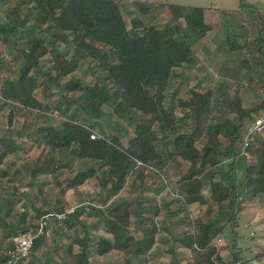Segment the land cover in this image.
Masks as SVG:
<instances>
[{"label": "trees", "instance_id": "16d2710c", "mask_svg": "<svg viewBox=\"0 0 264 264\" xmlns=\"http://www.w3.org/2000/svg\"><path fill=\"white\" fill-rule=\"evenodd\" d=\"M11 1L0 0V41L6 43L15 36L9 50L12 59L22 64L17 75L7 72L0 77V114L11 107L9 124L15 108L56 109L64 117L60 126L47 122L23 130L29 140L48 146L47 156L34 166L27 165L26 171L32 176L52 174L64 189L79 188L99 173L101 190L96 196L104 200L99 205L91 198L90 203L74 209L61 198L49 206L23 202V210L12 218L21 197L15 191L8 194L0 179V233L5 240L0 264H8L14 237L27 230L35 234L34 243L16 264H34L47 235L55 240L72 230L71 243L77 249L69 252L74 264H92L93 249L98 254L115 249L127 254L131 249L142 255L139 264H147L157 244L161 251L164 239L172 241L170 251L177 246L206 251L197 264H247L240 250L225 259L216 240L227 223L238 224V215L248 202L264 197V129L245 146L250 124L246 125V119L252 121L264 114V35L243 43L228 33V53L237 61L236 74L221 77L213 87L183 89L185 81L175 82L180 75L177 67H197L199 58L193 44L214 30L205 21L202 5L163 1L169 15L166 22H147L134 16L129 28L117 0H16L15 5ZM134 5L144 15L153 12L146 0H134ZM14 6H26V10ZM49 26L68 32L63 47L47 31ZM37 28L45 39L36 36V42L18 45L20 31L27 29L30 34ZM49 53L52 61L45 69L42 63ZM7 60L0 52V69ZM85 62L86 69L95 73L94 82L75 73ZM38 72L46 78L40 81ZM253 72L259 73L254 85L262 95L248 106L241 92L245 86L252 88L253 82L241 78L248 79ZM54 86L58 97L51 102L46 87ZM120 120H128L133 127L128 143L122 140ZM94 126L101 136H90ZM3 140L1 134L0 163L9 153L2 149ZM70 157L78 160V166L69 163ZM135 157L155 164L160 172L179 175L175 187L181 195H171L161 204L168 211L163 223L155 214L130 209V195L142 193L152 172L146 167L133 169ZM179 158L189 161L186 169L177 167ZM8 171L0 170V174L12 173ZM154 173L162 180L159 172ZM13 174L17 180V172ZM12 183L18 187L17 181ZM165 186L156 187V193ZM194 203L213 209L214 214L193 216L185 212L176 216ZM84 215L96 216L95 224H102L104 232H93ZM41 221L45 222L44 232H39ZM176 224L184 225L180 239L171 230ZM165 230L167 234H163ZM187 257L186 264H194ZM177 259L172 257L171 263L178 264Z\"/></svg>", "mask_w": 264, "mask_h": 264}, {"label": "rangeland", "instance_id": "374dc122", "mask_svg": "<svg viewBox=\"0 0 264 264\" xmlns=\"http://www.w3.org/2000/svg\"><path fill=\"white\" fill-rule=\"evenodd\" d=\"M117 1L122 9L129 28L132 26V18L134 16L144 17L147 22H166L169 19V15L161 5L163 1L210 7V11L207 13V19L215 25L214 30L205 39L198 40L193 44V48L197 52L199 58L198 66L193 69L177 67V70L181 72L186 71V76H180V78L185 81L183 89L192 86H198L201 89L213 87L223 75H235L237 61L235 58H231V54L221 49L222 46L219 44L223 37L218 34L217 25H220L223 21L227 22L231 17V12L238 8L243 9L252 5H257L264 12V0H146L153 8V12L147 15H144L137 10L134 5V0ZM11 2L12 5L16 4V0H12ZM13 8H20L23 11L26 10V6H14ZM0 13L2 14L3 12L0 11ZM47 31L59 39L60 47L64 46L66 39L69 36L67 31L61 30L56 26H49ZM28 33L27 29L20 31L19 36L21 38L17 37L18 45H22L24 42H36V36L42 39L46 38L43 34H39L38 28L36 29V32ZM15 39V36L11 35L6 43L0 41V52L5 53L8 58V62H6L4 67L0 69V77L7 72L16 75L19 72L22 61L19 62L16 59H12L13 54L9 50V45L13 44ZM52 56L53 55L49 53L44 57L47 60L42 63L43 66H45V69L49 67L52 61ZM87 66L88 62H85L77 69V71H75V73H79L85 81L94 82L96 80L95 73L90 69H86ZM37 76L40 81L46 78V75L43 72H38ZM177 77L179 78V76ZM251 82L253 81L251 80ZM252 84V88L245 86L242 89L245 96V103L248 106L253 105L256 102V98L262 95V93L257 92L258 86H255L254 82ZM51 88L46 87V93L51 97L49 99L52 102V100L58 97V89L56 86ZM232 90L233 92L236 91L235 89ZM17 101L15 103L20 104L19 100ZM104 108L111 111V108L106 105ZM10 109L11 107H7L4 112L0 114V132L4 136L3 144H1V146L2 149L9 152L3 157V160L0 163V170H9L12 173L8 174V177L0 174V179L4 180V186H7L5 189L8 194L13 195L16 193L17 196L21 197V200H18L15 203L10 216H12V218L15 215L18 216L16 212L19 213L20 210H23V202H29V205L31 202H36L39 205L49 206L55 205V201L58 198H61L65 199L67 206L70 209H74L75 206L80 204L90 203L91 198H94V203L99 205L102 204L104 198L96 196L101 190V177L99 173L91 177L79 188L64 189L56 184V180L52 174L39 173L38 176H32L31 173L26 171L28 169V167L26 169L27 165L30 167L32 165L34 166L36 162H40L47 156L48 146L47 144H38V142L29 140V138L22 133L23 130L30 131L36 126L46 124L47 122H53L60 126L64 120V117L60 112L56 109L40 111L38 108H33V110L30 108H15L13 122L12 124H9L8 116ZM82 116L81 119L86 120ZM115 117L116 116H114V118ZM250 121V119H246V125H248ZM120 122L124 127L121 131V133H123L122 140L124 143H128L129 138L133 134V127L128 120H120ZM94 127L99 132L98 128L96 126ZM62 153L63 151L59 150L58 154L61 155ZM68 160L70 164L78 166V160L76 158L70 157ZM176 164L177 167L184 170L189 166V161L179 158L178 163ZM177 171L179 172L180 170L177 169ZM13 172H17V180L14 179ZM149 174L142 193L130 195V209L133 212H148L155 214L161 221L160 223H163L165 220L164 218L168 216V211L163 208L161 204L165 199L169 200L171 194L163 183V180L159 179L154 172H150ZM165 175L169 179L171 186L175 187L179 175L172 174V171L168 173L166 172ZM16 181L18 187H12L11 184H14L12 182ZM158 186H165L162 187V192L159 194L155 191ZM13 191H15V193ZM27 196L28 198L30 197V199H27ZM245 202L246 200H244V203ZM185 212H191L193 216L204 214L205 212L209 216L214 214V210L207 208V206L193 204L190 206V210H182L176 216L180 214L183 215ZM2 213L6 214V210H3ZM84 218L93 225L91 227L93 232H104L102 224H95L97 222L96 216L84 215ZM237 221V225H235L236 221H234V223L231 221L227 223L224 233L216 240L219 253L225 259H231L234 252L240 250L239 254L242 259L247 260V264H264V254L260 257L256 256L258 252H264V197L257 196L248 202L246 207L239 213ZM172 232L176 238L180 239L181 234L184 232V225H174L172 227ZM72 233L73 230L69 232L68 235H59L55 240L52 238L51 234L47 235V243L36 252L34 264H74L69 252L71 249H77V246L71 243L70 237ZM167 233L166 230L163 231V234ZM167 236L169 237V235ZM164 240V244H161L160 246L161 251H159V244H157L154 248V253L149 258V263L147 264H172V257L175 260L178 258V264H186L189 259L187 255L191 258L190 262L197 264L198 261L204 259L206 256V251L195 252L192 249L182 246H177L175 251H170L172 241ZM2 244H5V240L2 239L0 233V255L3 254L1 248ZM93 250L91 256L92 264H139V261L142 258V255L133 253L130 251L131 249H129L127 254L124 251L116 249L111 250L106 254H98L95 249Z\"/></svg>", "mask_w": 264, "mask_h": 264}, {"label": "crops", "instance_id": "0c3cea01", "mask_svg": "<svg viewBox=\"0 0 264 264\" xmlns=\"http://www.w3.org/2000/svg\"><path fill=\"white\" fill-rule=\"evenodd\" d=\"M203 7H204L205 21L211 24L214 28L215 25L212 22L208 21L207 19V13L210 11V7H207V6H203ZM217 26H218L217 28L218 34L223 37L219 45L222 46L221 49L223 51L225 50L226 52H228V50H230L228 42L226 41L228 33L237 36L238 39L242 41L243 43L246 40H252L257 35H260V34L264 35V12L257 5L255 6L252 5L248 8L245 7L243 9L238 8V9L233 10V12H231V17L227 22L223 21L220 25H217ZM245 48L246 47H244L243 50H246ZM180 67L182 68L183 66H180ZM183 68H187V67H183ZM187 69H193V68H187ZM178 72H180V75H179V78L177 76L175 77V82H180L182 80L184 81V79H181L180 76L181 77L186 76V73H185L186 71L181 72L178 70ZM258 75L259 73L253 72L249 76L248 79H246V77L244 76L243 78H241V80L244 82H248L252 80L253 82L256 83L258 82V79H259ZM226 77H228L227 74L222 76V78H226ZM257 92H259V90H257ZM241 93L245 99L243 92ZM232 116L235 117L234 114H232ZM194 204L199 205L198 203H194Z\"/></svg>", "mask_w": 264, "mask_h": 264}, {"label": "built area", "instance_id": "2783aa9c", "mask_svg": "<svg viewBox=\"0 0 264 264\" xmlns=\"http://www.w3.org/2000/svg\"><path fill=\"white\" fill-rule=\"evenodd\" d=\"M261 129H264V114H260L256 116L249 124L246 138H245V146L249 144V141L253 138V136L260 131ZM1 136V132H0ZM90 136L92 138H96L101 136V134L94 128H91V134ZM138 167H146L147 170L152 172H159L162 176V180L164 181V184L168 188V191L173 196L181 195L180 191L177 187H172L169 183V179L165 175L164 172H160L158 167L151 163V162H145L142 159L135 157L134 158V168ZM62 216V214H60ZM45 222L41 221L39 232H44L45 230ZM48 232V231H47ZM35 234L32 230H27L19 235H16L14 237V245L9 248V258H8V264H16V260L20 259L21 257L27 256L31 250V247L34 243Z\"/></svg>", "mask_w": 264, "mask_h": 264}]
</instances>
